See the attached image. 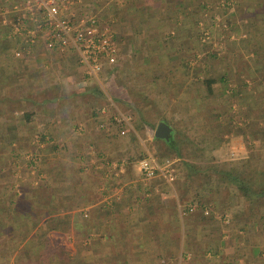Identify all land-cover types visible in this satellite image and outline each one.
<instances>
[{"label":"crops","instance_id":"1","mask_svg":"<svg viewBox=\"0 0 264 264\" xmlns=\"http://www.w3.org/2000/svg\"><path fill=\"white\" fill-rule=\"evenodd\" d=\"M26 1L0 0V264H264V196L256 195L264 188V0H236L224 19L218 10L230 8L227 0H74L70 10L95 15L117 44V64L97 79L74 51L47 49L31 19L12 26ZM119 71L135 75L138 98H146L113 97L133 111L108 96ZM209 79L212 94L240 93L230 115L239 125L207 150L221 156L210 163L241 173L244 186L229 176L185 177L180 161L172 183L143 177L138 159L157 154L121 152L139 154L144 130L155 139L157 125L144 121L156 116L204 119ZM47 87L51 98L31 96ZM108 98L129 125L111 119ZM126 134L130 147L117 141ZM26 145L32 150L23 152ZM234 147L239 158L230 159Z\"/></svg>","mask_w":264,"mask_h":264},{"label":"built area","instance_id":"2","mask_svg":"<svg viewBox=\"0 0 264 264\" xmlns=\"http://www.w3.org/2000/svg\"><path fill=\"white\" fill-rule=\"evenodd\" d=\"M74 0H27L26 10L20 18L12 21V26L19 30L26 19H31L35 26L31 32L42 33L45 47L59 54L74 51L78 63L83 66L84 72L91 78H98L105 66L117 64V44L113 32L93 14L76 15L70 8ZM20 51L15 55L19 56ZM108 105L113 110L111 119L117 123L129 125L131 116L120 110L112 98H108ZM102 112H107L102 109ZM121 134L125 130L120 131ZM40 136L34 137L39 142ZM230 159L239 158L237 149L231 150ZM120 163V164H119ZM176 159L160 158L152 153H146L137 161V169L145 178L156 175L162 176L172 183L176 178ZM124 160L113 162L111 165L117 171L121 169ZM118 174V173H116ZM205 213H208L205 210Z\"/></svg>","mask_w":264,"mask_h":264},{"label":"rangeland","instance_id":"3","mask_svg":"<svg viewBox=\"0 0 264 264\" xmlns=\"http://www.w3.org/2000/svg\"><path fill=\"white\" fill-rule=\"evenodd\" d=\"M225 0H223L222 2H224ZM230 4V8L226 9V7L220 6V10H218V17L223 18V16L230 14L231 12H233L235 10L236 7V0H227ZM233 1V2H232ZM98 7V6H97ZM97 7L94 8V10H97ZM220 11V12H219ZM240 19V17H238ZM224 19V18H223ZM225 23H227L225 21ZM207 35H205V34ZM203 33L202 37H203V48L204 50H210V47L208 46V38H210V36L208 35V32L205 30V32ZM234 37V32L232 33ZM216 35V34H215ZM221 36V35H220ZM227 37H231V36H226L224 38H222L223 40H225ZM236 37V34H235ZM238 37V36H237ZM210 40V39H209ZM121 75V76H120ZM119 77H122L121 80L118 79V81L116 82V86H117V90L114 88V93H110L108 94L109 97H120L121 99H125L129 102L135 101L136 99L141 100L142 102L146 103V98L145 96H143L144 98H138V92L140 91V89H138L139 84H137L136 82V76L134 75L132 77V74H128V73H121L119 71L118 74ZM43 82H46L47 79H49L48 75L46 77H41ZM46 86V85H45ZM48 90V92L46 93V91H40L37 92V88H34V91L31 92V96H35V94L37 93H44L45 95L48 96V99L51 98L52 96H54L56 94V91H50V88H46ZM45 90V89H43ZM208 90V89H207ZM120 91V92H119ZM264 91V89H263ZM261 92V91H260ZM112 94V95H111ZM240 93L236 94L235 96L231 97H227L225 95H222L221 92H215V93H211L208 92L206 97L204 98V102L202 103V111L201 113L203 114V116H205L204 119H202L200 116L194 118L193 120L189 121V120H172L170 122H168L165 118L164 119H159L156 116V120H149V121H144V123H148L151 122V129L154 128L155 124L157 125L159 122H165L167 124L170 125V127L172 128L171 134L173 136V140L172 143L174 144V146H171V154L169 155L170 159H178L176 160L177 163L180 161V163L182 162L188 166L187 167V174L185 175V177H192V178H200V179H205V177L208 176H220L221 179L225 182L226 181V177L223 175H221V171L222 170H227V164L226 163H221V164H212L210 162H215L216 159H221V156L218 154L217 157H215V155L210 156V154L207 152V150H209L212 146H216L219 145L221 146L223 143V135L225 136V134L235 131V127L239 124L233 122L234 120L230 117L231 112L233 113V110H237L239 111V99H240ZM238 97V98H237ZM113 98V99H114ZM98 99V98H97ZM102 99V98H100ZM118 100V99H117ZM114 99V101H116V103L118 104V106L124 110L127 111L130 108L129 104H121L119 102V100L117 101ZM146 107V106H145ZM31 109L30 106H26L25 108H23L21 111L24 112H28ZM131 111L132 108H130ZM220 112L221 115H223V120L219 123L217 122V120L215 119V117L213 118L211 116V114H213L212 112H216L218 111ZM135 110H134V112ZM155 114V113H154ZM16 116V115H15ZM232 116V115H231ZM48 117V116H45ZM135 120V117H134ZM136 121H134L135 123ZM144 129V127H143ZM34 134V132L32 133ZM39 134V133H38ZM140 136V140L143 141L144 139V145L140 148V152L139 154H136L135 151H127V152H121L122 155L124 156H129L133 159H135V156H138L140 154H145L146 153V149L154 152L157 154V156L161 155V150L162 149H168L167 145L162 142V141H158L156 139H152V140H146L147 139V135L142 131ZM30 137L29 139V143L31 141ZM152 138V137H151ZM121 139V143H122V147L127 146L130 147V144L132 142H135L130 140V136L128 137V135L126 134L123 137H119L117 138V141H119ZM2 140L3 138L0 137V154L3 153L2 150ZM120 142V141H119ZM136 143L141 145L139 139H136ZM154 147V148H153ZM145 148V149H144ZM25 149H27V151H31V148H28V146L26 145L23 148V152H25ZM34 150V149H33ZM2 151V152H1ZM178 153V154H176ZM4 154V153H3ZM119 154L118 157H121L122 155ZM158 156V157H159ZM135 157V158H134ZM161 157V156H160ZM168 157V156H167ZM167 157H161V158H167ZM131 159V160H133ZM194 161H201L204 162V164H197L196 166H194L193 163H195ZM193 162V163H192ZM209 162V163H208ZM176 164V163H175ZM1 169V168H0ZM4 177V176H0Z\"/></svg>","mask_w":264,"mask_h":264},{"label":"trees","instance_id":"4","mask_svg":"<svg viewBox=\"0 0 264 264\" xmlns=\"http://www.w3.org/2000/svg\"><path fill=\"white\" fill-rule=\"evenodd\" d=\"M215 80H212V79H209V80H205V83H206V86H207V89H208V92H211V83L212 82H214ZM155 138V137H154ZM42 139V138H41ZM156 140H160L161 141V139H158V138H155ZM166 145H167V148L168 149H162L161 150V157H167V158H169V155L171 154L170 152H171V146L173 147V145H172V138L169 140V141H164V140H162ZM176 154H178V153H176ZM224 174V176L225 177H230V178H232L233 180H235V181H238V182H240V184L242 183V185L244 186V184H243V182L244 181H242V178L241 177H243V175L240 173V174H237V171H235V170H233V169H231V168H229V169H227V170H222L221 171V175H223ZM240 175V176H239ZM251 177H252V175H251ZM244 180V179H243ZM256 195L258 196V195H260L261 197H263L264 196V188H262V189H260L259 191H257L256 192ZM255 195V197L256 198H258L257 196Z\"/></svg>","mask_w":264,"mask_h":264},{"label":"water","instance_id":"5","mask_svg":"<svg viewBox=\"0 0 264 264\" xmlns=\"http://www.w3.org/2000/svg\"><path fill=\"white\" fill-rule=\"evenodd\" d=\"M154 137L169 141L172 137L171 127L165 122H159L154 130Z\"/></svg>","mask_w":264,"mask_h":264},{"label":"clouds","instance_id":"6","mask_svg":"<svg viewBox=\"0 0 264 264\" xmlns=\"http://www.w3.org/2000/svg\"><path fill=\"white\" fill-rule=\"evenodd\" d=\"M233 150H234V151L236 150L235 147L233 148Z\"/></svg>","mask_w":264,"mask_h":264}]
</instances>
